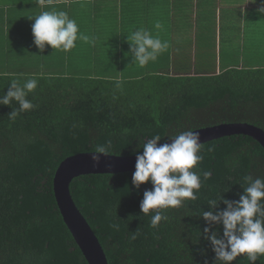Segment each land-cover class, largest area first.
<instances>
[{
    "label": "trees",
    "instance_id": "trees-1",
    "mask_svg": "<svg viewBox=\"0 0 264 264\" xmlns=\"http://www.w3.org/2000/svg\"><path fill=\"white\" fill-rule=\"evenodd\" d=\"M18 44H9V50L0 45V96L13 80L38 83L27 96L33 110L12 120L9 114L19 105H0V264H88L52 190L55 171L65 158L95 152L109 142L108 155L131 156L143 152V144L154 135L162 136L161 144L183 131L221 123H248L264 130V66L175 54L170 62L150 61L144 67L122 63L119 71L116 62L100 55L96 70L48 74L37 67L23 69L22 62L29 63ZM200 155L198 199L164 211L169 219L158 228L150 226L154 213L143 215L140 209L143 192L152 185L135 189V170L71 180V197L108 264H214L202 211H209L208 202L219 195L238 201L248 186L244 177L264 179V149L240 134L203 142ZM204 172L211 174L209 179L204 180ZM219 207L226 206L219 202ZM212 228L222 237V225ZM231 264L250 262L241 255ZM255 264H264V257Z\"/></svg>",
    "mask_w": 264,
    "mask_h": 264
},
{
    "label": "clouds",
    "instance_id": "clouds-1",
    "mask_svg": "<svg viewBox=\"0 0 264 264\" xmlns=\"http://www.w3.org/2000/svg\"><path fill=\"white\" fill-rule=\"evenodd\" d=\"M43 4L44 0H38ZM264 12V9H261ZM32 26L34 44L43 52L46 45L52 49L68 52L76 47L77 40L94 43L79 32L76 21L70 19L64 11H44L34 17ZM157 22L156 29H162ZM133 63L144 67L150 61L166 52L169 45L159 36H153L149 30L138 29L127 37ZM37 81L29 79L23 84L13 80L6 94L0 96V105H9L15 101L19 109H13L9 118H15L22 112L31 111L35 105L27 99L29 93L37 88ZM119 86V84H118ZM171 143L159 144L162 136H152L143 144V152L136 155L135 171L132 174V185L139 190L142 185L151 183L152 189L143 192L140 209L143 215H151L150 226L158 228L161 221L169 218L164 211L184 206L185 201H196L197 193L202 188L199 164L202 143L198 131L186 130L178 135L169 136ZM111 150V142L106 146H97L92 159L99 163V154L107 155ZM134 153H138L136 149ZM209 172L203 173L204 180L210 178ZM247 187L238 201H230L219 195L208 202L209 211H202V218L208 225L204 228V237L210 241L215 253L214 264H231L241 255H246L250 264L264 257V179L244 177ZM230 189L225 188L224 192ZM219 202L226 207L220 210ZM213 225L223 226L222 237ZM117 228L118 225H113ZM139 232L131 236L135 239Z\"/></svg>",
    "mask_w": 264,
    "mask_h": 264
},
{
    "label": "crops",
    "instance_id": "crops-1",
    "mask_svg": "<svg viewBox=\"0 0 264 264\" xmlns=\"http://www.w3.org/2000/svg\"><path fill=\"white\" fill-rule=\"evenodd\" d=\"M218 1L213 0V3H210L207 0H44L41 4L38 1L35 3L34 0H29L24 6L22 5L24 7L22 10H28L27 13L23 14L25 16L15 15V11L19 9L18 7H5L3 9L4 16L0 12V45L3 44V47L9 50V44L18 42L34 49L33 53L31 52L32 49H23L24 52L32 53V59L28 61L29 64H23L19 60V62H22L23 69L35 70L37 67L41 72H47L48 74L62 73L64 75L69 74L68 69L74 73H79L83 69L86 71L96 70L101 65L99 64L100 55L109 57V61L116 62L119 66L118 70L121 71L122 63L126 65L127 63H133L130 52L131 41H128L127 37L141 28L149 30L153 36H159L162 41L168 42L167 51L158 56L156 62H170L175 54L205 56L206 54L197 51V41H212L213 43L214 36L215 45L216 42L220 45L222 40L220 25L223 16L225 17L223 19L227 29L235 19L239 24L252 19L250 13L252 10L248 7L239 8L237 0H229L228 6L225 7L220 6ZM13 8L15 9L13 10ZM173 9H176L178 14H175ZM258 9H264V0H261ZM13 11L11 19L14 21L9 23V17ZM44 11L67 12L69 18L76 21L79 32L87 35L90 41H94V43L77 40L76 47L68 52L54 50L50 45H46L45 50L41 52L34 44L33 32L30 33L29 37H25L24 29L13 34V31L22 23H25V29L30 31L35 23L34 15L37 13L39 15ZM148 13H152L154 20L145 21L150 15ZM189 14L193 19H196V22L184 28L183 26H186L190 20L182 21V17L190 19ZM141 15L147 18L142 19ZM174 15L178 16L180 26L174 25L171 18ZM19 18H21V21H19ZM157 22L162 24V29L155 28ZM195 24L200 26L197 28ZM213 24V27L208 26ZM194 28L198 29L200 33L190 32ZM234 28L236 30L235 26ZM244 30L248 31V29ZM240 32L236 33V40L232 39L233 42L229 39L224 41L225 48L228 47L226 52L231 50L234 53L232 49L234 46L242 49V54L238 55V59L235 58V62L238 60L245 61L244 57L248 56L244 52L248 32L247 34L244 32L242 35ZM251 32L253 34V31ZM186 41L189 42L186 43ZM194 43L196 44L195 47L193 46ZM211 49H213L216 56L219 57L220 54L219 59L216 58V61H232L230 53L228 60V58L225 59V56H222L220 50L217 53V47L212 45ZM2 52L4 54L5 51ZM162 55L168 56V59L162 57ZM8 58H10V55L7 52L6 60ZM127 66L129 68L131 65ZM7 69L10 70L9 67Z\"/></svg>",
    "mask_w": 264,
    "mask_h": 264
},
{
    "label": "water",
    "instance_id": "water-1",
    "mask_svg": "<svg viewBox=\"0 0 264 264\" xmlns=\"http://www.w3.org/2000/svg\"><path fill=\"white\" fill-rule=\"evenodd\" d=\"M193 131L200 133L201 143L223 136L242 134L255 139L264 149V130L248 123H221ZM164 143H171V140ZM93 153L95 152H82L61 161L52 180V190L63 222L87 263L108 264L99 240L71 197L69 184L74 177L80 175L135 170L138 154L131 156L99 154V163H95L92 159Z\"/></svg>",
    "mask_w": 264,
    "mask_h": 264
},
{
    "label": "rangeland",
    "instance_id": "rangeland-1",
    "mask_svg": "<svg viewBox=\"0 0 264 264\" xmlns=\"http://www.w3.org/2000/svg\"><path fill=\"white\" fill-rule=\"evenodd\" d=\"M28 1L29 0H0V12L3 15V9L7 6L15 7V8L18 7L19 9L17 11H15V15L21 14V16H25L23 14L27 13L28 10H22V9H24L23 6ZM228 1L229 0H221V1L219 0L218 2L220 4V6L225 7V6H228ZM237 2L239 4V6H238L239 8L243 9L245 7H248L252 10L250 12L252 19L250 21H246L245 23H241V24H239V22H237V20L235 19L234 22L232 21V23H231L232 25H230L229 28L227 29V27L225 26V23H224V19H223L225 17L223 16L221 19V25H220L222 40H221L220 45L217 42L215 45V41H214L215 37L213 36L214 47H217V50H218L217 53L220 50L222 56H225V59H227L229 57V53H230L231 57H232L231 58L232 62L238 66H241V65H244V66L255 65L257 67L264 66V61H263L264 60V12H262L261 9H258V6H259V3H261V0H237ZM254 3H255V5H253ZM15 8H13V10ZM21 10H22V12H21ZM173 10H175L174 11L175 14H178L176 9H173ZM13 13H14V11L12 12L11 16L9 17V23L14 21L13 19H11V17L13 16ZM148 14H150V13H148ZM151 14L148 16V18L141 15L142 19L147 18L145 21H149V22L154 20L153 16ZM37 15H38V13L36 15H34V17ZM190 17H191V15H190ZM171 18L174 21V25L180 26L178 16L174 15ZM187 20H190V22L186 26H183L184 28H186L187 26H190V25L194 24V22H196V19H193L192 17L190 19H188V17H182V21H187ZM19 21H21V18H19ZM233 25L236 27V30H235ZM195 26L198 28L200 25L195 24ZM208 26L213 27L214 24L208 25ZM217 26L219 28V24ZM25 27H26L25 23H22L21 26L19 25V27L15 31H13V34H15L18 31L21 32L22 31L21 29H24L25 30V37H29L30 33H32V28L29 31L28 29H25ZM244 29H248V31L244 30ZM249 30L253 31V34ZM238 31H241L240 32L241 35L244 32L246 34L248 32V36L246 38L245 47H244V52H246L248 56L244 57L246 59L245 61H239L238 60L237 62H235V58H237L238 55L242 54L241 53L242 49H239L238 47L234 46V47H232L234 53L231 50L226 52L228 50V47L225 48L224 41L227 39H229V41H232V42H233V40H236V33ZM190 32H196L197 34L200 33V31L196 28H194L193 30H190ZM240 33H238V34L241 37ZM16 41H18V40H16ZM7 42H10V41H7ZM187 42H189V41H186V43ZM18 45L23 49H28V50L32 49L31 47H28L25 44H18ZM193 46L195 47L196 44L194 43ZM1 47H3V44L1 45ZM208 47H210V45L207 44V41H197V47H196L197 51H199V52L201 51L202 54L208 55V58H210L211 60L214 59L215 57L217 59H219L220 54H219V57L216 56L213 52V49H211V47L208 50H206V48H208ZM33 51H34V49L31 50L32 53H33ZM32 53L25 52V57L27 58L28 61H30L32 59ZM162 57H165L166 59H168V56L162 55ZM221 58H223V57H221ZM228 60H229V58H228ZM127 64H129V63H127Z\"/></svg>",
    "mask_w": 264,
    "mask_h": 264
}]
</instances>
